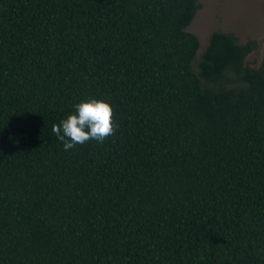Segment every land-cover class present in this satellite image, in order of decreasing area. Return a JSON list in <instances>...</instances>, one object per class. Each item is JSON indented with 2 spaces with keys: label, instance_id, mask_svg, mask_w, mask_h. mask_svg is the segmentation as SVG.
<instances>
[{
  "label": "trees",
  "instance_id": "1",
  "mask_svg": "<svg viewBox=\"0 0 264 264\" xmlns=\"http://www.w3.org/2000/svg\"><path fill=\"white\" fill-rule=\"evenodd\" d=\"M200 0H0V264H264V60ZM88 99L114 135L65 151Z\"/></svg>",
  "mask_w": 264,
  "mask_h": 264
},
{
  "label": "rangeland",
  "instance_id": "2",
  "mask_svg": "<svg viewBox=\"0 0 264 264\" xmlns=\"http://www.w3.org/2000/svg\"><path fill=\"white\" fill-rule=\"evenodd\" d=\"M193 20L187 27L199 39V53L214 30L232 33L239 42L257 41V48L245 62L257 66L264 60V0H200Z\"/></svg>",
  "mask_w": 264,
  "mask_h": 264
},
{
  "label": "clouds",
  "instance_id": "3",
  "mask_svg": "<svg viewBox=\"0 0 264 264\" xmlns=\"http://www.w3.org/2000/svg\"><path fill=\"white\" fill-rule=\"evenodd\" d=\"M75 112L52 125V132L62 142L65 151L89 140L102 143L114 135L112 108L104 100L88 99L74 105Z\"/></svg>",
  "mask_w": 264,
  "mask_h": 264
}]
</instances>
